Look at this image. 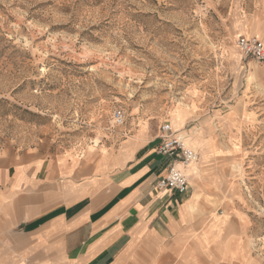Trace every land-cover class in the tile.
<instances>
[{"label": "rangeland", "instance_id": "rangeland-1", "mask_svg": "<svg viewBox=\"0 0 264 264\" xmlns=\"http://www.w3.org/2000/svg\"><path fill=\"white\" fill-rule=\"evenodd\" d=\"M241 2L0 0V158L102 163L170 123L208 156L188 235L225 220L264 262V63L237 46Z\"/></svg>", "mask_w": 264, "mask_h": 264}, {"label": "crops", "instance_id": "crops-1", "mask_svg": "<svg viewBox=\"0 0 264 264\" xmlns=\"http://www.w3.org/2000/svg\"><path fill=\"white\" fill-rule=\"evenodd\" d=\"M240 6L241 22L248 23L240 26V37L264 42V0H242ZM163 124L170 123L138 145L147 129L141 127L102 163L36 152L0 158V263L264 264L252 254L251 240L224 235L225 220L210 223L203 236L188 235L195 165L185 169L186 194L156 187L170 165L157 153Z\"/></svg>", "mask_w": 264, "mask_h": 264}, {"label": "built area", "instance_id": "built-area-1", "mask_svg": "<svg viewBox=\"0 0 264 264\" xmlns=\"http://www.w3.org/2000/svg\"><path fill=\"white\" fill-rule=\"evenodd\" d=\"M237 46L245 57H252L258 62L264 63V42L257 37H239ZM115 125L122 126L125 122V114L118 110L113 115ZM160 143L157 153L170 161L169 168L164 177L159 179L156 187L160 190H170L178 194H186L189 189V179L186 168L199 159V153L186 143V138L175 131L170 124L161 126L158 138Z\"/></svg>", "mask_w": 264, "mask_h": 264}, {"label": "bare ground", "instance_id": "bare-ground-1", "mask_svg": "<svg viewBox=\"0 0 264 264\" xmlns=\"http://www.w3.org/2000/svg\"><path fill=\"white\" fill-rule=\"evenodd\" d=\"M181 112V111H180ZM180 120V119H179ZM181 121H182V119H181ZM150 126H151V124H149ZM182 137H185L184 135H182V134H180ZM186 143H187V145L189 146V147H191V145H190V143L187 141V139H186ZM192 148V147H191ZM199 160V159H198ZM198 160L196 161V162H193L192 164H190L187 168L189 169V168H191V167H193L194 165V167L192 168L193 169V174L196 176L197 175V172H196V170H197V162H198ZM186 168V169H187ZM188 169H187V173H188ZM189 175V174H188ZM187 209H189V211L190 210H193L194 208H195V203L193 202V203H191V204H188L187 205ZM217 221H220V220H217ZM215 223V222H214Z\"/></svg>", "mask_w": 264, "mask_h": 264}]
</instances>
